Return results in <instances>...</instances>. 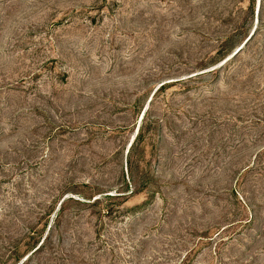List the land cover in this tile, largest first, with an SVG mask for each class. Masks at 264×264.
<instances>
[{"label": "rangeland", "instance_id": "1", "mask_svg": "<svg viewBox=\"0 0 264 264\" xmlns=\"http://www.w3.org/2000/svg\"><path fill=\"white\" fill-rule=\"evenodd\" d=\"M0 264H264V0H0Z\"/></svg>", "mask_w": 264, "mask_h": 264}, {"label": "trees", "instance_id": "2", "mask_svg": "<svg viewBox=\"0 0 264 264\" xmlns=\"http://www.w3.org/2000/svg\"><path fill=\"white\" fill-rule=\"evenodd\" d=\"M253 35H255V33H253ZM253 35H252V36H253ZM252 36H250L249 38H247L246 41L244 42V44H242L241 46L238 47L237 50H235L234 55L232 56V58L236 57V55H238V54L243 50V48L249 43V41H251ZM232 39H233V37H229V39L227 40V46H228V43H230V42L232 41ZM224 52H225V53H224ZM230 53H231V52H230L229 49H227V51L223 50V51L220 52V54H223V55H222V59L226 58ZM229 60H230V59H229ZM164 86H165V85H162L159 89L163 88ZM155 94H156V93H155ZM39 242H40V241H37L36 244H38ZM42 245H43V244H41V245L39 246L38 249H40V248L42 247ZM35 246H36V245H35Z\"/></svg>", "mask_w": 264, "mask_h": 264}]
</instances>
